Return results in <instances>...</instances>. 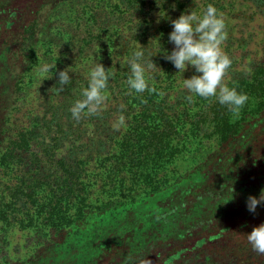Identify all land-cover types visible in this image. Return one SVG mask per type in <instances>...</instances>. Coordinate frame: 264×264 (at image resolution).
I'll use <instances>...</instances> for the list:
<instances>
[{
  "label": "trees",
  "instance_id": "16d2710c",
  "mask_svg": "<svg viewBox=\"0 0 264 264\" xmlns=\"http://www.w3.org/2000/svg\"><path fill=\"white\" fill-rule=\"evenodd\" d=\"M209 4L226 26L225 83L248 96L239 115L188 102L182 79L197 73L163 58L171 20ZM243 7L264 17V0H0L2 264H264L246 237L264 223V205L246 207L264 189V57L236 70L252 37ZM138 44L160 69L146 72L155 93L126 83ZM96 63L109 73L104 110L77 122L69 109ZM9 227L33 237L24 255L5 252Z\"/></svg>",
  "mask_w": 264,
  "mask_h": 264
},
{
  "label": "clouds",
  "instance_id": "9594fccd",
  "mask_svg": "<svg viewBox=\"0 0 264 264\" xmlns=\"http://www.w3.org/2000/svg\"><path fill=\"white\" fill-rule=\"evenodd\" d=\"M171 27L168 42L174 47L170 53L165 52L163 58L171 62L178 73L183 74L189 67L197 73L188 79H182V90L187 93L185 99L191 103L193 97L197 96L205 100L214 98L232 114L239 115L248 101V96L225 83L232 61L222 50V45L227 40L222 14L218 15L217 9L209 4L202 15L190 11L171 20ZM144 48L138 44L139 50L127 61L130 75L126 83L129 89L136 93L142 94L145 91L155 93V87H149L146 72L160 69L152 62L151 57L145 60ZM53 69L55 65L44 64L39 71L45 75L51 73L47 78L51 79ZM56 75L58 77L56 85H59L56 91L63 92L71 80L68 68ZM108 83V70H105L102 64L96 63L88 73V85L81 91L82 98L76 100L69 109L73 120L79 122L82 116H98L102 113L107 100L105 90ZM159 95L163 96L164 93L160 92ZM125 121V116L119 114L113 123V129L118 131L125 127ZM258 205H264V189L261 190L259 198L254 196L247 198L246 207L250 213H255ZM246 237L251 249L258 255H264V223L254 227ZM139 264L152 262L146 257Z\"/></svg>",
  "mask_w": 264,
  "mask_h": 264
},
{
  "label": "rangeland",
  "instance_id": "374dc122",
  "mask_svg": "<svg viewBox=\"0 0 264 264\" xmlns=\"http://www.w3.org/2000/svg\"><path fill=\"white\" fill-rule=\"evenodd\" d=\"M247 7H243L240 10L246 12L243 16L244 19L240 18L237 20L238 27L244 32V35L250 33L252 35L251 42L249 45V53L248 55H237L238 65L236 70H241L242 68H246L247 63L253 59L263 58V46H264V17L259 15H254L253 10L246 9ZM246 25V26H245ZM245 26V27H244ZM239 35V34H237ZM255 53V54H254ZM5 239L8 242L7 247L5 248V252L10 255V257L20 256L27 253L29 248L23 250L20 249L24 244L33 243V237H30V233L26 231H21L14 227H9V231L5 235ZM116 248H120V246H116ZM1 250V249H0ZM1 255V252H0ZM117 256V255H116ZM4 256H0V264L1 260ZM148 259V258H147ZM107 258H102V263L106 264Z\"/></svg>",
  "mask_w": 264,
  "mask_h": 264
}]
</instances>
